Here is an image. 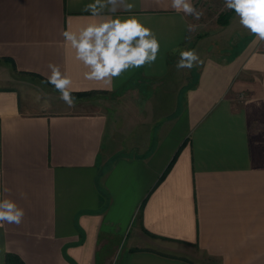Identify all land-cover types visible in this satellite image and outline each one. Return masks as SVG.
Returning <instances> with one entry per match:
<instances>
[{"label":"crops","instance_id":"0c3cea01","mask_svg":"<svg viewBox=\"0 0 264 264\" xmlns=\"http://www.w3.org/2000/svg\"><path fill=\"white\" fill-rule=\"evenodd\" d=\"M92 2L0 0V199L25 213L0 227V264H264V41L235 13L227 58L183 85L172 64L191 16L128 0L131 12L94 17ZM133 15L157 37L156 61L111 85L85 79L63 32ZM50 63L72 92L118 103L61 108L45 97Z\"/></svg>","mask_w":264,"mask_h":264},{"label":"clouds","instance_id":"9594fccd","mask_svg":"<svg viewBox=\"0 0 264 264\" xmlns=\"http://www.w3.org/2000/svg\"><path fill=\"white\" fill-rule=\"evenodd\" d=\"M227 9L233 10L239 17L242 27L250 31L257 41H264V0H224ZM171 8L199 20L203 12L198 11L190 0H171ZM134 4L128 0H94L85 5L84 11L94 17H100L107 10L115 13L123 10L131 12ZM196 25H188L189 31H195ZM63 37L75 51V58L88 69L84 73L87 80L103 81L111 85L114 78L125 71L143 67L156 61L160 44L154 32L146 27L135 15L121 20L119 17L89 24L79 32L65 31ZM203 61L194 49L179 53L175 64L177 71L191 70ZM50 75L46 82L60 93V99L69 107L76 105L72 95V79L62 73L58 65H48ZM40 99L39 96L36 97ZM47 103V101H45ZM8 190L5 189V192ZM24 210L11 199H0V227L5 223L19 225Z\"/></svg>","mask_w":264,"mask_h":264},{"label":"rangeland","instance_id":"374dc122","mask_svg":"<svg viewBox=\"0 0 264 264\" xmlns=\"http://www.w3.org/2000/svg\"><path fill=\"white\" fill-rule=\"evenodd\" d=\"M197 10L202 11L203 15L202 17L197 20L192 18V25H196L195 31L192 32V40L191 42L181 51L184 50H192L194 49L196 53L199 55L200 59L203 61L202 64L198 66H194L191 70L188 69H181L179 71L176 70L175 64L177 60L179 59V52L178 57L173 62V72L175 73L176 81L180 84H185L186 82L190 85H194L196 83L195 76L197 75L198 71L201 69L203 64L207 61H211V59H225L227 58L228 54L226 53V47L234 48L233 47V41L235 34H236V40L238 39L239 35H242V29L234 31V29L230 27L229 30L225 31V26L231 21L233 16H235V12L233 10H229L224 5V0H197L196 3ZM227 21V23H224ZM238 21V20H237ZM250 34L247 30V37ZM244 36L241 37V44L245 43L243 40ZM238 41V40H237ZM225 47V49L223 47ZM6 82V81H5ZM4 82V83H5ZM175 85L176 83L173 82ZM6 84L15 85L16 80L11 79L10 81H7ZM178 86V85H177ZM47 88V89H46ZM45 97L50 99H57L59 101V106L61 108L68 109L67 106H63L64 103L60 99V93L57 92L55 89L46 86L45 85ZM52 91V92H51ZM55 92V93H54ZM130 94L124 96L129 97ZM77 97V99L83 101V103L87 101H91L92 107L91 108H98L101 106H106L107 103L113 104L116 106L118 103L117 98L107 99L102 93H94L92 95L88 96H73ZM120 100V99H119ZM124 104L131 103V98H127L126 101L122 100ZM90 103H87L88 105ZM130 113V112H129Z\"/></svg>","mask_w":264,"mask_h":264},{"label":"trees","instance_id":"16d2710c","mask_svg":"<svg viewBox=\"0 0 264 264\" xmlns=\"http://www.w3.org/2000/svg\"><path fill=\"white\" fill-rule=\"evenodd\" d=\"M224 23H227V21H225ZM90 93L72 92V95L73 96H80V95H89ZM7 264H25V263L20 259L19 256L14 255V254H9L7 257Z\"/></svg>","mask_w":264,"mask_h":264}]
</instances>
